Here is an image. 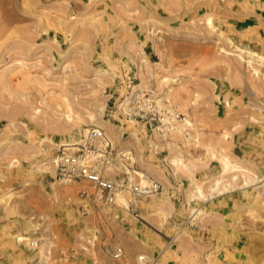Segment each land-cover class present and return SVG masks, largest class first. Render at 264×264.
<instances>
[{
	"label": "rangeland",
	"instance_id": "374dc122",
	"mask_svg": "<svg viewBox=\"0 0 264 264\" xmlns=\"http://www.w3.org/2000/svg\"><path fill=\"white\" fill-rule=\"evenodd\" d=\"M89 128L159 188L82 201L53 158ZM260 201L264 0H0V264H264Z\"/></svg>",
	"mask_w": 264,
	"mask_h": 264
},
{
	"label": "built area",
	"instance_id": "2783aa9c",
	"mask_svg": "<svg viewBox=\"0 0 264 264\" xmlns=\"http://www.w3.org/2000/svg\"><path fill=\"white\" fill-rule=\"evenodd\" d=\"M111 146L99 128H89L81 133L72 151L60 150L53 158L56 176L60 181H88L92 184L94 192L90 195L85 190H80L81 200H89L94 204H111L121 185L103 177L100 165L112 162ZM159 188L158 182L150 180L148 184H132L129 187L131 196L147 195ZM123 250L120 246L109 253L112 264H117L122 257ZM138 264H155L154 258L146 254L137 256Z\"/></svg>",
	"mask_w": 264,
	"mask_h": 264
},
{
	"label": "bare ground",
	"instance_id": "6f19581e",
	"mask_svg": "<svg viewBox=\"0 0 264 264\" xmlns=\"http://www.w3.org/2000/svg\"><path fill=\"white\" fill-rule=\"evenodd\" d=\"M132 92V91H131ZM134 92V91H133ZM159 105H161V104H157L156 106L157 107H161V106H159ZM167 105V104H166ZM168 106V105H167ZM166 106V107H167ZM165 108V107H164ZM163 112V111H162ZM176 117V115H175V112H174V110L172 109V108H168V109H165V113H164V118L162 119L163 120V122H164V125H165V128H167V127H169L170 128V124H171V122H172V120H174V118ZM181 118V117H180ZM176 119V118H175ZM185 120V119H184ZM177 120H175L174 122H176ZM181 121V120H180ZM177 124H178V122H176ZM175 124V123H174ZM185 124V123H184ZM172 126V125H171ZM182 126V125H181ZM173 127H174V125H173ZM172 127V128H173ZM178 129H180L181 127H179V126H176ZM186 127V126H185ZM96 129V128H95ZM174 129H175V127H174ZM181 130V129H180ZM179 130V131H180ZM183 130H184V128H183ZM182 131V130H181ZM76 143V142H75ZM67 145H72L73 143H66ZM66 148H68V146L66 147ZM69 148H73V146H71V147H69ZM122 155V156H121ZM120 156H121V159H118V161L120 162H122L124 165H122L123 166V168H119V169H117V167L115 168L114 166H113V164H111V162H106V163H104V164H101L100 165V171H101V174H102V176L103 177H106V178H108V179H110V180H114V182H116L117 183V180L115 179V175H118V174H120V173H126V174H129V180H128V182H127V184L128 185H126L127 187L124 189V186L122 187L123 189L121 190V187H120V189H118V192L116 193V201L118 202V203H121V204H125L126 205V200H125V197H124V194H125V190H128L129 191V187H131V181H132V179H133V176H134V174H138V175H140V184L141 185H145V184H148L149 182H150V177H149V175H147L146 173H143V172H141V171H137V170H135L134 168H132L131 166H129L128 165V163H127V161H129L130 159V157H131V155H130V153L129 152H123V154H121ZM118 163V162H117ZM118 165V164H117ZM124 176V175H123ZM128 176V175H127ZM60 181V180H59ZM85 181V180H84ZM62 182V181H61ZM85 182H87V184H89L90 185V183H88V181H85ZM63 183V182H62ZM88 186V185H87ZM91 186H92V184H91ZM90 187V186H89ZM93 187V186H92ZM91 187V188H92ZM149 194H151V193H149ZM149 194H147V195H149ZM260 198H262L263 199V195L260 197ZM133 199V198H132ZM262 201V200H261ZM260 201V206L261 207H264V201L263 202H261ZM104 205V204H103ZM117 246H119V245H115L113 248H111V250H113V249H115ZM121 247V246H120ZM121 248H123V247H121ZM127 248H131V247H129V245L127 246ZM123 250V255H122V257L118 260V263H124V264H128V262L126 263V261H128V257H127V253H128V251H127V249H122ZM138 256V255H137ZM130 259V258H129ZM138 261V260H137ZM136 261V262H137ZM121 263V264H122Z\"/></svg>",
	"mask_w": 264,
	"mask_h": 264
}]
</instances>
